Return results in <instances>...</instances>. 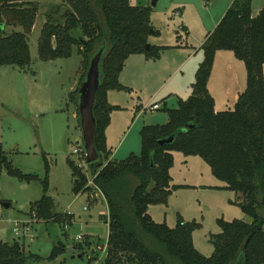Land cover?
Masks as SVG:
<instances>
[{
  "label": "trees",
  "instance_id": "trees-1",
  "mask_svg": "<svg viewBox=\"0 0 264 264\" xmlns=\"http://www.w3.org/2000/svg\"><path fill=\"white\" fill-rule=\"evenodd\" d=\"M59 1L41 27L39 58L48 61L70 57L74 52L82 55L81 83L90 59L102 49L93 104L94 145L99 158L88 164L95 174L94 185L108 207L103 264H264V6L252 16V0H232L201 45L203 59L196 69L191 94L179 99L176 107L165 108L167 123L141 128L139 155L130 153L124 159L111 160L105 129L110 112L117 106L108 103L107 92L125 88L119 75L128 56L141 53L147 58L159 57L163 47L145 48L153 29L152 7L132 5L130 0ZM37 11V0H0V66L24 68L30 64L27 39ZM217 50L232 51L246 69L245 89L229 110L216 111L207 88ZM78 88L70 95L76 105ZM172 134L175 137L171 143H158ZM175 150L200 156L226 189L240 195L236 202L250 218L219 219L221 230L211 236L214 249L209 256L192 244L197 223L179 218L175 226L169 227L155 222L147 212L150 204L166 203L177 187L170 184L169 173ZM43 159L47 170L45 155ZM2 164L9 175L20 180L37 178L14 167L0 143V168ZM69 166L72 191L76 194L89 190L81 170L72 161ZM41 182L43 194L31 202L28 214L38 220L70 223L71 215L55 212L53 199L46 193L47 180ZM63 251L59 243L50 257ZM31 257L39 259L26 254L15 240H0V264H27Z\"/></svg>",
  "mask_w": 264,
  "mask_h": 264
},
{
  "label": "rangeland",
  "instance_id": "rangeland-1",
  "mask_svg": "<svg viewBox=\"0 0 264 264\" xmlns=\"http://www.w3.org/2000/svg\"><path fill=\"white\" fill-rule=\"evenodd\" d=\"M133 1L139 4V0ZM144 1L145 5H151V0ZM37 2L36 19L27 39L30 64L24 68L0 66V143L14 167L37 178L20 180L1 165L0 240L9 243L15 240L26 254L39 257L29 258L27 264H103L108 237L105 198L94 187L76 195L72 191L69 166L72 161L87 183L93 178L85 159L72 152L77 142L82 143L77 105L70 95L79 87L84 72L83 56L74 52L67 58L48 61L39 58L37 40L41 27L61 2ZM231 2L157 0L151 5L150 21L156 33L148 36L147 43L163 48L156 59L141 53L128 56L119 78L125 88L109 94L108 103L117 107L110 112L105 142L106 148L113 152L119 144L115 159H124L130 153L139 155L141 128L167 123L165 108L177 106L176 96L185 99L191 94L198 62L203 59L200 45ZM262 5L264 0H252L251 8L255 12ZM232 53L222 50L211 68L209 91L219 111L232 109L246 86L245 65ZM141 60L147 64L140 65ZM152 103L161 106L151 110ZM139 110L145 112L139 114ZM172 156L170 184L177 187L172 189L166 203L150 204L147 212L155 222H164L169 227L175 226L179 218L197 223L199 226L191 235L192 244L201 254L209 256L214 249L211 236L221 230L219 219L249 221L250 218L237 204L236 192L221 187L224 182L212 174L200 156L176 150ZM44 179L55 212L71 215L70 223L38 220L28 214L30 203L43 194ZM3 203H9V207ZM15 221H29V230L15 236L12 231ZM59 243L64 251L51 258L53 248Z\"/></svg>",
  "mask_w": 264,
  "mask_h": 264
},
{
  "label": "water",
  "instance_id": "water-1",
  "mask_svg": "<svg viewBox=\"0 0 264 264\" xmlns=\"http://www.w3.org/2000/svg\"><path fill=\"white\" fill-rule=\"evenodd\" d=\"M157 0H151L154 6ZM153 32V29L150 30ZM150 44L146 43L145 48L148 49ZM102 49L98 50L90 59L89 66L86 71L85 78L78 88L77 111L79 117V126L81 129L82 145L86 154V162L91 163L99 158V153L94 145V137L96 132V122L93 115V104L95 101L96 91L99 84V59ZM175 135L158 140L160 145L171 143ZM5 207H9V203H3ZM79 257V255H78ZM235 264H241L238 261Z\"/></svg>",
  "mask_w": 264,
  "mask_h": 264
},
{
  "label": "crops",
  "instance_id": "crops-1",
  "mask_svg": "<svg viewBox=\"0 0 264 264\" xmlns=\"http://www.w3.org/2000/svg\"><path fill=\"white\" fill-rule=\"evenodd\" d=\"M130 3L132 4V5H135L136 3H135V1H130ZM139 4H141V5H145L146 4V2L144 1V0H139ZM231 4V3H230ZM251 4H252V2H251ZM264 5H262V6H260L258 9H256V11L254 12L253 10H252V8H251V13H252V16H255V15H257V13L259 12V10L263 7ZM180 14L182 15L183 13H182V11H180ZM180 15V16H181ZM151 22V21H150ZM185 27V26H184ZM153 31L154 32H152L151 34H155L156 32H155V30H154V28H153ZM210 33V32H209ZM209 33H207V34H209ZM206 38V37H205ZM148 42H149V37H148ZM150 44V43H149ZM151 45V44H150ZM201 45H202V43H201ZM201 45H200V47H201ZM222 50H217L216 51V53H215V58H214V63H213V66H214V64H215V59H216V57H217V55L218 54H220V52H221ZM221 54H223V53H221ZM232 54H234V53H232ZM229 56V55H228ZM140 65H142V64H147V62H143V60H141V61H139L138 62ZM125 64V63H124ZM198 64H199V62H198ZM179 65V64H178ZM179 66H181V65H179ZM212 66V67H213ZM124 67V66H123ZM123 70V69H122ZM141 72H143V73H146L147 74V77H150V74L149 73H147V72H145V71H142L141 69H139ZM122 72V71H121ZM121 72H120V74H121ZM120 76L121 75H119V78H120ZM208 82H209V79H208ZM207 88H208V91H209V83H207ZM112 91H114V90H109L108 92H107V100H108V98H109V94L112 92ZM240 91H238V93H239ZM243 92V91H242ZM209 93H210V91H209ZM241 93V92H240ZM239 93V94H240ZM211 94V93H210ZM190 95V94H189ZM177 97V99L179 100V99H182V98H179V96H176ZM188 97V96H187ZM213 97V96H212ZM214 98V97H213ZM186 99V98H185ZM178 100H177V103H178ZM237 100V99H236ZM164 103H166V101L164 102ZM152 104H154V103H152ZM151 104V105H152ZM159 105V104H158ZM161 105H159V107H160ZM141 107V106H140ZM146 108V107H145ZM144 108V109H145ZM171 108H173V107H171ZM214 109L216 110V111H219L218 110V108H217V106H216V100L214 99ZM156 110H158V109H156ZM139 112V114H142L141 112H145V111H141L140 112V110L138 111ZM111 115V114H110ZM168 116V115H167ZM110 118H111V116H110ZM107 129V128H106ZM140 133V132H139ZM140 139H141V137H140ZM118 147H119V144H118V146H115L114 147V152H116V150H118ZM112 149V148H111ZM114 152L113 151H111L110 150V157H109V159H111V160H117V159H115V155H114ZM224 185L223 186H221V187H224L225 188V183H223ZM79 193V192H78ZM78 193H76V195L78 194ZM240 195L238 194V193H236V201L238 202V200H237V197H239ZM31 204V203H30ZM107 205V204H106ZM107 211H108V207H107ZM151 216V215H150ZM107 218H108V216H107ZM151 218H152V216H151Z\"/></svg>",
  "mask_w": 264,
  "mask_h": 264
},
{
  "label": "built area",
  "instance_id": "built-area-1",
  "mask_svg": "<svg viewBox=\"0 0 264 264\" xmlns=\"http://www.w3.org/2000/svg\"><path fill=\"white\" fill-rule=\"evenodd\" d=\"M176 13H178V12H176ZM149 108L151 110L158 109L159 105L157 103H154ZM72 152L77 154L78 157H82L83 159H86V154H85V150L83 148L82 143L79 144L77 142V146L73 149ZM94 177H95V174L93 175V178L88 181V183L86 185L89 187H94L95 189H97L94 185V181H93ZM99 193L101 194L100 191H99ZM29 224H30L29 221L28 222L15 221L13 224V228H12L13 234L17 237H19L20 235H24L29 230ZM78 238L80 239V237H78Z\"/></svg>",
  "mask_w": 264,
  "mask_h": 264
}]
</instances>
